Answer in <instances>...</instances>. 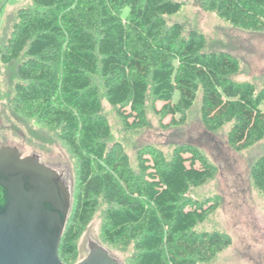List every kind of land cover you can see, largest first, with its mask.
I'll list each match as a JSON object with an SVG mask.
<instances>
[{"label":"trees","instance_id":"obj_1","mask_svg":"<svg viewBox=\"0 0 264 264\" xmlns=\"http://www.w3.org/2000/svg\"><path fill=\"white\" fill-rule=\"evenodd\" d=\"M17 20L0 57L20 60L15 101L59 130L78 163V192L59 253L76 254V243L102 198L108 206L103 236L111 243L135 241L138 264H199L231 244L221 231H195L217 202L185 200L190 187L211 179L216 167L194 146L137 153L139 174L120 142L106 145L110 126L102 115L93 76L101 75L109 105L126 131L147 125L145 103L167 128L181 125L201 92L200 116L210 132L231 124L228 141L241 152L264 140V82L235 80L237 59L206 50L203 35H185L166 16L183 6L173 0H32ZM203 11L227 23L264 30V0H200ZM156 103H161L157 107ZM169 118L168 123H163ZM251 180L264 192V155Z\"/></svg>","mask_w":264,"mask_h":264},{"label":"rangeland","instance_id":"obj_2","mask_svg":"<svg viewBox=\"0 0 264 264\" xmlns=\"http://www.w3.org/2000/svg\"><path fill=\"white\" fill-rule=\"evenodd\" d=\"M173 1H180L183 6L178 13L165 17L168 23H180L185 35L191 31L201 33L206 50L226 51L234 56L240 65L235 80L252 81L257 85L264 82V30L231 25L215 12L203 11L200 0ZM23 7H33L32 0H0V51L17 20L18 10ZM19 64V59L4 64L0 57V147H17L23 156L36 155L42 163L60 173L69 187L71 215L78 192L77 159L62 141L57 128L41 123L31 107L17 105L15 86L19 82ZM93 81L99 91L101 113L110 126L106 145L120 142L137 175L140 173L137 153L145 146L157 147L169 158L174 148L191 145L216 167L214 176L206 183L189 188L185 200L217 202L216 208L195 226V231L224 232L230 236L231 244L212 260L199 264H264V192L255 188L250 177L253 163L264 155V140L236 152L228 141L231 124L215 132L208 131L200 116L201 92L187 112L185 123L167 128L154 113V101L148 94L145 103L147 125L126 131L116 107L107 102L101 75L93 76ZM156 105L161 107V103ZM168 122L169 118L163 121ZM107 209V204L100 198L94 215L76 243V254L63 259L64 263L82 261L90 252V244L97 243L121 264H138L135 241L127 245L111 243L103 236Z\"/></svg>","mask_w":264,"mask_h":264},{"label":"water","instance_id":"obj_3","mask_svg":"<svg viewBox=\"0 0 264 264\" xmlns=\"http://www.w3.org/2000/svg\"><path fill=\"white\" fill-rule=\"evenodd\" d=\"M66 180L36 155L0 147V264H66L59 248L70 211ZM76 264H121L90 244Z\"/></svg>","mask_w":264,"mask_h":264}]
</instances>
